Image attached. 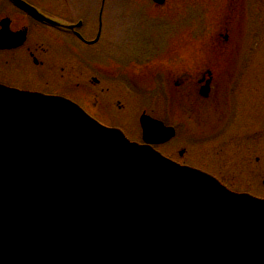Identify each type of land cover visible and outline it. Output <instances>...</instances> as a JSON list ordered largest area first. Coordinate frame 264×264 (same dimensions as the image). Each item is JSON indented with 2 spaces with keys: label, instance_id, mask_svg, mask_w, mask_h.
Masks as SVG:
<instances>
[{
  "label": "water",
  "instance_id": "1",
  "mask_svg": "<svg viewBox=\"0 0 264 264\" xmlns=\"http://www.w3.org/2000/svg\"><path fill=\"white\" fill-rule=\"evenodd\" d=\"M141 124L150 143L175 136ZM0 264H264V200L70 101L0 86Z\"/></svg>",
  "mask_w": 264,
  "mask_h": 264
},
{
  "label": "rangeland",
  "instance_id": "2",
  "mask_svg": "<svg viewBox=\"0 0 264 264\" xmlns=\"http://www.w3.org/2000/svg\"><path fill=\"white\" fill-rule=\"evenodd\" d=\"M55 1L65 14L79 17L85 11L90 13V20L97 17L101 6V0ZM247 1L236 10L240 20L231 31L233 39L226 43L219 34L227 26L232 3L229 0H166L163 8L156 7L152 0H106L107 26L116 34L115 44L122 46V52L127 54L112 53V57L117 62L139 61V68L135 70L147 73L140 75H144L139 80L140 87L149 88L154 97L146 100L136 95L134 99L123 96L124 109L116 111L120 118L113 116V120L124 125L132 138L135 116L149 109L159 119L175 126L179 133L170 145L161 148L164 156L210 174L223 169L225 176L236 178L233 182L225 180L229 189L264 199V164L263 175L258 178L248 175L243 167L248 147L251 157H261L264 163V132L259 139V131L254 126L259 125L260 113L264 122V12L260 10L264 6L260 2L264 0ZM125 35H129V40L122 42ZM227 44L236 47L231 49ZM208 63L223 65L225 72L216 82L219 110L206 109L210 121L203 130L201 146L197 141L200 127L194 111L188 109L182 118L172 110L182 108L178 93H193L191 82L187 87L178 88L176 80L183 72H195L200 64ZM244 64L247 68H243ZM156 76L158 86L154 83ZM186 105V108H196L190 97ZM100 119L107 124L106 116ZM182 150L187 152L180 158Z\"/></svg>",
  "mask_w": 264,
  "mask_h": 264
},
{
  "label": "flooded vegetation",
  "instance_id": "3",
  "mask_svg": "<svg viewBox=\"0 0 264 264\" xmlns=\"http://www.w3.org/2000/svg\"><path fill=\"white\" fill-rule=\"evenodd\" d=\"M65 2L68 3L67 0ZM230 2H232V7L227 26L224 32L219 34V37L226 43H230L233 39L231 31L240 20L236 10L245 0H229ZM57 3L55 0H0V85L14 90L70 100L102 125L118 129L131 141L144 144L140 117L146 114L159 119L155 114L153 115L149 109H144L139 117L135 116L134 137L132 138L129 137L131 132L124 125L114 121L113 116L120 118V114L116 111L120 112L124 109L121 100L125 95L133 99L135 95L146 100L154 98L153 94L148 92L149 88L140 87L139 80L144 76L140 75L145 71L135 70L139 68V62L136 63L134 60L117 62L112 57V53L121 54L123 52L122 46L118 47L115 44L116 34H113L107 26L105 9L103 12L100 6L102 12L90 20L88 16L90 13L84 11L82 16H71L61 11L55 5ZM260 4L264 5V1ZM261 11L263 14L264 6ZM49 21L79 26L73 29L58 28ZM128 40L127 35L122 38V42ZM226 46L231 49L236 47L231 44ZM243 68L247 66L244 64ZM224 72L223 65L200 64L195 72L185 71L176 80L175 87L178 88L187 87L186 85L191 82L193 93L186 94V91L178 93L182 99V101L178 99L182 108L172 111L178 112L182 118L186 117L188 109L194 111L195 116L198 117V127H200L197 141L201 146H203V130L208 127V121H210L207 120L206 109L212 108V111L215 109L218 111L220 107L215 89H217V80L223 76ZM145 74L147 75L146 72ZM158 78L156 76L154 81L157 86V82L160 84ZM208 82L210 85L208 93H202V88ZM262 89H264V84ZM189 97L195 102L194 110L186 108V99ZM239 108L238 106L236 110ZM102 116L107 117V124L100 119ZM159 120L168 127H174L178 138L179 133L175 126ZM257 120L259 125L254 126L259 131V139H261L264 132L261 113ZM243 139L251 141L245 137ZM174 140L161 145H153V148L161 152V148L167 147ZM250 150L248 147L244 155L243 167L248 175L258 178L263 175L262 165L264 163L261 157L255 159L251 157ZM186 152V150L180 151L179 157L183 158ZM211 175L223 185H225V180L232 182L236 180L234 176H225L223 169Z\"/></svg>",
  "mask_w": 264,
  "mask_h": 264
}]
</instances>
